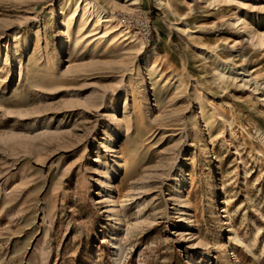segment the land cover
Returning a JSON list of instances; mask_svg holds the SVG:
<instances>
[{
  "label": "rangeland",
  "instance_id": "obj_1",
  "mask_svg": "<svg viewBox=\"0 0 264 264\" xmlns=\"http://www.w3.org/2000/svg\"><path fill=\"white\" fill-rule=\"evenodd\" d=\"M84 1L0 0V264H264V0Z\"/></svg>",
  "mask_w": 264,
  "mask_h": 264
},
{
  "label": "bare ground",
  "instance_id": "obj_2",
  "mask_svg": "<svg viewBox=\"0 0 264 264\" xmlns=\"http://www.w3.org/2000/svg\"><path fill=\"white\" fill-rule=\"evenodd\" d=\"M155 2L159 6L163 4V1L162 0H155ZM135 4H136L135 0H132L131 3H130V5H135ZM81 5H82V3L78 4V6L73 11V15L74 16L78 13V7H81ZM86 13H89V15L85 16ZM89 16H92L91 17L92 19L90 21H89ZM93 19H94V21H93ZM80 21L83 24L88 23V25L93 26V27H95L98 24L105 26L106 29L104 30V32L102 33V35H105V34L108 33L110 35V39L111 40L114 39V35L113 34L116 31L115 28L117 26L116 24L115 25H112L114 23V21H115L114 18L112 16H110L109 14H107L105 12V10L103 9L102 6H100V5L92 2L91 0H85L84 1L83 14L80 17ZM125 34H122V37H124ZM139 44H140V50H142V48L144 47V42L142 40H140ZM141 52H143V51H141ZM155 54H156L155 49L154 48H151L146 53V56L147 57H152ZM106 177H107V181H105V182L109 186V185H111L110 182H112V180H113L112 179L113 178V173L112 172H108L107 175H106ZM109 187H111V186H109ZM113 202H114V204L112 205L113 208L122 206V203H120L121 201L120 202L113 201ZM117 215H118V212L115 211V216H117ZM116 222H117L116 224H119L120 223V218L118 216L116 217Z\"/></svg>",
  "mask_w": 264,
  "mask_h": 264
},
{
  "label": "built area",
  "instance_id": "obj_3",
  "mask_svg": "<svg viewBox=\"0 0 264 264\" xmlns=\"http://www.w3.org/2000/svg\"><path fill=\"white\" fill-rule=\"evenodd\" d=\"M140 30H141V34L142 35H144L146 37H149V35H150V28H149V25L147 23L141 24V29Z\"/></svg>",
  "mask_w": 264,
  "mask_h": 264
}]
</instances>
